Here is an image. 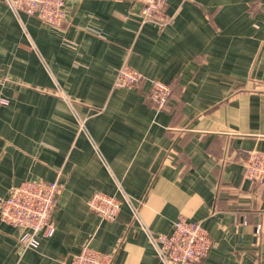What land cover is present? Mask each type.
I'll return each instance as SVG.
<instances>
[{
	"label": "crops",
	"instance_id": "obj_1",
	"mask_svg": "<svg viewBox=\"0 0 264 264\" xmlns=\"http://www.w3.org/2000/svg\"><path fill=\"white\" fill-rule=\"evenodd\" d=\"M59 26L0 0V195L54 181L56 230L25 250L0 218V264H68L85 243L111 264H165L148 232L180 215L212 239L201 264H264V0H168L164 27L137 0H66ZM128 64L148 79L118 85ZM151 78L173 95L157 108ZM83 122V123H82ZM122 200L117 218L89 206Z\"/></svg>",
	"mask_w": 264,
	"mask_h": 264
},
{
	"label": "built area",
	"instance_id": "obj_2",
	"mask_svg": "<svg viewBox=\"0 0 264 264\" xmlns=\"http://www.w3.org/2000/svg\"><path fill=\"white\" fill-rule=\"evenodd\" d=\"M11 9L19 14L26 12L39 15L45 22L59 26L69 15L66 0H4ZM142 4L140 16L142 22H152L159 27L168 24V0H137ZM116 84L133 86L148 78L139 70L124 64L120 67ZM149 97L157 108L165 107L173 92L169 83L151 78ZM244 177L253 183L264 186V150L250 151L244 164ZM59 182L28 179L13 186L9 194L0 195V218L2 221L25 230L19 235L23 248H35L40 245V235L51 236L56 230L54 209L59 192ZM89 206L103 219L117 218L122 200L115 195L95 194L89 200ZM152 238L157 253L165 264H201L212 247V239L205 226L199 221H190L180 215L174 223L171 233L154 235ZM113 253L102 252L85 243L78 253L73 254L68 264H111Z\"/></svg>",
	"mask_w": 264,
	"mask_h": 264
},
{
	"label": "rangeland",
	"instance_id": "obj_3",
	"mask_svg": "<svg viewBox=\"0 0 264 264\" xmlns=\"http://www.w3.org/2000/svg\"><path fill=\"white\" fill-rule=\"evenodd\" d=\"M129 66H130V65H129ZM117 76H118V75H117ZM159 80H160V79H159ZM144 81H145V80H142V82H144ZM161 81H162V80H161ZM135 85H138V84H135ZM135 85H133V86H135ZM82 123H83V122H82ZM248 157H249V156H248ZM247 159H248V158H247ZM59 192H60V186H59ZM59 192H58V193H59ZM95 194H104V192H100V191H99V192H95V193L92 195V197H93ZM106 194H108V193H106ZM92 197H91V198H92ZM91 198H90V199H91ZM90 199H89V200H90ZM88 202H89V201H88ZM91 209H92V208H91ZM25 225H29V224H27V222H24L23 224H21V225L19 226V228H18V227H16V228H18V229L20 230V233H21L22 230H23V231L25 230V228L22 227V226H25ZM40 237H41V235H40ZM40 237H39V238H40ZM39 246H40V245H38V246L35 247V248H24V249H25V250H27V249H36V248H38Z\"/></svg>",
	"mask_w": 264,
	"mask_h": 264
}]
</instances>
